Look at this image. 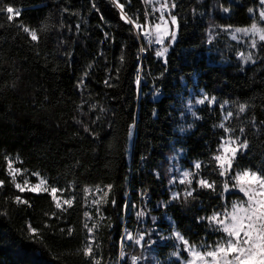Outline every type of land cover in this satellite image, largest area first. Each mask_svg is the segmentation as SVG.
I'll return each mask as SVG.
<instances>
[{
  "label": "trees",
  "instance_id": "16d2710c",
  "mask_svg": "<svg viewBox=\"0 0 264 264\" xmlns=\"http://www.w3.org/2000/svg\"><path fill=\"white\" fill-rule=\"evenodd\" d=\"M119 2L134 21L145 24L147 14L149 22L144 0ZM3 3L21 16L8 22L0 14V264H89L82 249L90 242L101 264H114L124 230L162 232L165 239L155 244L160 264H180L171 258L173 230L194 246H214L223 234L197 219L241 199L233 192L219 196L224 178L212 157L225 136L220 105L232 112L225 126L234 128V135L243 127L241 139L249 143L238 153L230 176L245 168L264 174V42L258 44L256 62L243 64L237 57L242 48L226 32L253 23L264 26L257 14L259 0H175L171 11L178 18L177 39L164 43L169 49L164 59L153 50L143 60L140 89L139 44L113 0ZM20 23L37 30L38 43ZM211 28L218 36L208 41ZM155 89L161 91L158 100L151 99ZM190 90L215 102L196 108L190 130L181 135L179 118ZM240 104L246 105L244 113L238 112ZM173 149L182 153L180 162L190 171L201 162L195 179L215 181L216 191L197 189L194 199L185 201L181 195L173 200L163 173ZM10 158L18 160L20 169L69 192L75 197L72 207L59 211L47 193H19L8 175ZM85 189L104 191L102 203L89 206ZM16 195L30 206L15 204ZM140 210L155 222L147 218L141 228ZM85 224L97 225L91 235ZM29 225L39 230L38 236L28 231ZM123 250L128 253L130 245ZM132 252L140 254L136 248Z\"/></svg>",
  "mask_w": 264,
  "mask_h": 264
},
{
  "label": "snow or ice",
  "instance_id": "6c2138e0",
  "mask_svg": "<svg viewBox=\"0 0 264 264\" xmlns=\"http://www.w3.org/2000/svg\"><path fill=\"white\" fill-rule=\"evenodd\" d=\"M130 2V0H129ZM159 3V8L155 11L159 12L158 23L154 26L147 27V14L146 23L141 24L138 21H134L125 12V4L120 3L119 0H113L114 6L119 9L120 19L127 24L133 25L137 30H142L147 27V30L143 32L138 31V35H144L149 44H157L162 47L155 52L157 57H162L168 52V47L163 46L165 40L169 41V44H174L177 39V32L179 29L178 18L176 15L172 14V9L176 8L175 0H157ZM259 4L262 6L259 11V18L264 20V0H259ZM225 12L228 11L227 8L224 9ZM251 12L252 10L249 9ZM165 12L168 13V18L165 17ZM0 14H5L8 22H18L21 12L19 9L14 8L11 4H4L3 0H0ZM18 27L22 28L24 33L29 34L32 42H39V35L36 29H30L24 26L22 23L18 24ZM79 28V25H77ZM43 30V29H41ZM236 32H243L245 36L251 34L250 47L252 49L258 48V41L256 37L258 36L259 42H264V29L258 28L256 23H253L250 29H235ZM233 39L236 36L233 35ZM143 51V49H142ZM239 58L243 60L245 64L249 61L255 63L253 60V54L249 53L244 55L239 54ZM166 63V61H165ZM84 83L83 80L79 82L80 85ZM136 83H140L139 76L136 79ZM209 104L215 102V97L209 100L207 95H204L203 99L196 100L197 104H204L205 101ZM226 103V102H225ZM94 107V106H93ZM221 110H223L224 105H220ZM246 109L245 104H240L238 108L239 113H244ZM193 116L196 114L193 112ZM232 116V112H228L225 119ZM77 123H81L77 121ZM220 128L224 130L225 136L221 137L220 142L217 147V154L212 157L215 161L216 169L219 171L221 177H225L222 191L219 193L221 199L225 198V194L229 193L231 190H236L242 194V198L239 200H233L231 207L227 205L223 207L222 211H214L211 215L207 217H199L197 223L207 220L208 224L213 227L216 232L222 233L221 239L215 242L214 246H207L206 250H200L196 246L189 243L184 236L178 232L173 231L172 236L177 241V246L183 245V249L188 253L190 259L188 261H181V264H264V174L261 170H252L250 168H245L241 171L235 172L231 175L233 169V163L235 162L238 153L243 154L249 147L248 140L241 139L244 134V128L239 129L240 135H234L235 129L226 127L224 123L219 125ZM84 131L90 135L95 136L92 130L84 125ZM195 172L182 171L181 175L183 179L179 182L185 184V190L183 193L184 200L187 201L189 197H194V193L197 189H210L216 191V182H209L208 179L200 177L196 180V188L192 187V177L199 176V170L201 169V162H194ZM21 170L18 168H13L12 161H8V175L12 179L14 188L18 190L19 193H24L25 191H30L32 193L40 194L42 192H49V188L46 185L44 179H40L39 183L29 186V180L25 179L23 184L16 182V176ZM38 175V174H34ZM229 176L232 181L231 186L229 183ZM4 181L0 180V188H3ZM111 188V185H108ZM62 192L63 190L52 187L50 190V196L53 201H55V208L66 211L62 208L63 205L72 207L75 197L70 199L61 200L57 196V192ZM87 191V189H85ZM181 193H173L172 199L179 200ZM14 203L18 205H28L29 201L23 199L20 195L14 197ZM94 203H98L94 201ZM114 203V202H113ZM55 215V213H53ZM144 212H138L137 216H144ZM88 216V213H85ZM155 218H153L154 220ZM89 234L93 233V230L97 225L93 224L89 227L87 224L84 225ZM28 231L33 236H38L39 230L31 225L28 226ZM63 232L64 229H61ZM68 235H72V229H68ZM94 239V238H92ZM132 240L137 245H141L144 240V234H140L138 238L133 237L131 234H126L123 240ZM155 241H150L149 246L154 244ZM99 245L97 244V247ZM204 246L201 245V248ZM82 253L85 257H89V264H101V260L96 258L94 253L93 244L87 243L82 249ZM173 256L179 257V252H173ZM133 264H137L139 258L133 257Z\"/></svg>",
  "mask_w": 264,
  "mask_h": 264
},
{
  "label": "rangeland",
  "instance_id": "374dc122",
  "mask_svg": "<svg viewBox=\"0 0 264 264\" xmlns=\"http://www.w3.org/2000/svg\"><path fill=\"white\" fill-rule=\"evenodd\" d=\"M144 2L146 4V7L148 8V17H149V24H150L148 27L154 26L155 23L159 22L158 17L160 14L158 11H155V9L159 8L160 5H159V3H157V0H144ZM260 8L257 11L258 16H259ZM260 21L264 24V20L260 19ZM251 26L246 27V28H236V29H250ZM257 26L260 29H264V26H262V25H257ZM226 32L228 34L229 39L236 42L237 44H239V46L242 48L240 53H243L245 56L248 55L249 53H252L253 54V60H254L256 49H252L249 46L251 38H252L251 34H249L248 36H245L243 32H236L235 29H229ZM233 35L236 36V39L232 38ZM217 36H218V32H216L213 28H211L208 32V41L214 40L215 38H217ZM256 39L258 41V44L262 43V42H259L258 36L256 37ZM166 41H168V40H165V42ZM239 54L237 56L238 59L243 64H245L243 62V60H241L239 58ZM250 63H252V62L249 61L247 64H250ZM140 86H141L140 83L137 84L138 89H140ZM203 98H204V95L200 91H197V92H194L191 90L189 91V95L184 99L183 110H182V113H181L180 118H179V126L181 127V128L179 127V129H178L179 134L183 135L186 131L190 130V125H191L190 122L193 121L194 119H196V115L193 116L192 113L194 112L196 114V112H195L196 108L203 105V104H197L196 100L203 99ZM206 102H208V101L206 100L205 103ZM223 110H224V112H223V123H225L226 120L228 119V118L225 119V117H227V114H228L226 112V105L225 104H224ZM134 132H135V128H134V126H132L131 132H130V138H129L128 154H130V149H131V145H132L131 142H132ZM181 156H182V153L180 151H178L177 149H173L171 151V153L165 157V160H164L166 168L164 169L163 173H165V176L167 178L168 186L170 188V197L171 198H172L173 193L179 192V193H181V195H183L186 185L181 184L179 182L181 179H183V176L181 175V173H182V171H190L189 169L184 168L182 166V164L180 162ZM9 160L12 161L13 168L20 169L19 167H17V164H18L17 159L10 158V159H8V161ZM20 170H21V172L18 173L16 176V182L23 184V181L25 179H28L29 180V186H31L33 184L39 183L40 179H44L46 181L45 186H47L49 188V192H46V193L50 195V190L54 186L50 185L45 177L39 175L38 173H31V172H28V171L22 170V169H20ZM216 171L219 173L218 169H216ZM190 172H193V171H190ZM34 174H38V175H34ZM222 178L225 179V177H222ZM194 182H196L195 176L192 177V184ZM230 182L232 183L231 179H230ZM25 192H30V191H25ZM231 192L240 195L242 198V194L239 193L238 191L233 189L229 193H231ZM30 193H32V192H30ZM42 193H45V192H42ZM42 193H40V194H42ZM104 193H105L104 191L99 190V189L87 190L86 197H87L88 205L89 206H95V207L99 206L102 203V201L104 200V197H105ZM33 194H36V193H33ZM226 194H228V193H226ZM57 196L61 200V203L64 199H70L73 197L67 191H62V192L58 191ZM94 201H97L98 203H94ZM54 204H55V201H54ZM62 208L67 209L69 207L67 205L62 204ZM57 210L62 211L61 209H57ZM139 212H141V210ZM144 213H145V215L142 217L137 216V220H138L139 226L141 228L144 227L147 218L152 223L155 222V219L153 220V218H155L153 215L148 214L147 211H144ZM125 216H127V211H125ZM166 220L169 223H171L167 217H166ZM173 231H175V230H173ZM173 231H172V233H173ZM172 233H171V237H172L174 245H175V251L174 252H179V257L172 255L171 258L175 261H178L181 264V261L186 262L190 259V257L188 255V253L184 251L182 244L179 245V247L177 246V241L172 236ZM126 234H131L133 237H136V238H138L140 234H144V240L141 242V245H137L132 240H126V239L123 240V243L121 242V245H120L122 247V260H126L129 252L132 251V248L134 250L136 248L140 251V254L137 255V258H139L137 261V264H160V262L158 261L157 255H156L157 249H156L155 244L156 243L162 244L163 240L165 239V236L162 235V232L152 231V229H148V232L144 233L138 229V231H134L133 233H129V232H126L124 230L121 241L125 237ZM150 241H155V243L151 244V246H149ZM123 245H130V251H128V253L124 252ZM203 246H204L203 248H201V245L196 246V247L200 248V250H202V251L206 250L207 246H205V245H203ZM114 264H116V263H114Z\"/></svg>",
  "mask_w": 264,
  "mask_h": 264
},
{
  "label": "built area",
  "instance_id": "2783aa9c",
  "mask_svg": "<svg viewBox=\"0 0 264 264\" xmlns=\"http://www.w3.org/2000/svg\"><path fill=\"white\" fill-rule=\"evenodd\" d=\"M162 2V1H161ZM166 14V12H165ZM149 22L147 23V27L149 26ZM133 30H134V33L136 35V39H137V42L139 44V69H138V73H137V77L139 76L140 78V83L142 82L141 78H142V66H143V60L146 59L150 52H152L153 50L156 52L157 50H159L162 46L161 45H157L155 43L153 44H149L147 39L144 37V35H138V31L139 32H143L145 30H147L146 28L145 29H142V30H137L133 27V25H131ZM165 46V45H163ZM143 49V51H142ZM169 52V50H168ZM168 52L162 56V57H159L160 59H164ZM161 97V91L159 89H155L152 93V96H151V99L152 100H158L159 98ZM133 257H137L136 254H133V252H129L128 256H127V259L126 260H122V247L120 246V250H119V255H118V260L116 262V264H125L124 262H126V264H133Z\"/></svg>",
  "mask_w": 264,
  "mask_h": 264
},
{
  "label": "water",
  "instance_id": "95a60500",
  "mask_svg": "<svg viewBox=\"0 0 264 264\" xmlns=\"http://www.w3.org/2000/svg\"><path fill=\"white\" fill-rule=\"evenodd\" d=\"M133 141H134V135H133V138H132V146H133Z\"/></svg>",
  "mask_w": 264,
  "mask_h": 264
},
{
  "label": "bare ground",
  "instance_id": "6f19581e",
  "mask_svg": "<svg viewBox=\"0 0 264 264\" xmlns=\"http://www.w3.org/2000/svg\"><path fill=\"white\" fill-rule=\"evenodd\" d=\"M138 94V93H137ZM139 99V98H138ZM131 130V129H130ZM132 143V142H131Z\"/></svg>",
  "mask_w": 264,
  "mask_h": 264
}]
</instances>
